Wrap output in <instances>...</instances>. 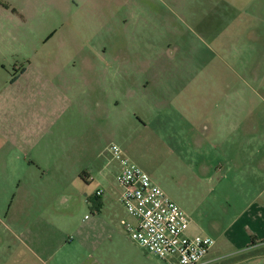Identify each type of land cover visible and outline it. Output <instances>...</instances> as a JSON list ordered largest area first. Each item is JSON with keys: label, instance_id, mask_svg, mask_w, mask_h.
Wrapping results in <instances>:
<instances>
[{"label": "rangeland", "instance_id": "rangeland-1", "mask_svg": "<svg viewBox=\"0 0 264 264\" xmlns=\"http://www.w3.org/2000/svg\"><path fill=\"white\" fill-rule=\"evenodd\" d=\"M7 115L39 129L43 161L39 178L21 179L34 194H6L0 177V203L50 204L48 221L75 208L76 224L98 192L121 206L116 144L189 215L191 235L217 240L213 264H246L225 243L264 187V0H0ZM13 209L0 221V264H39L12 233Z\"/></svg>", "mask_w": 264, "mask_h": 264}, {"label": "crops", "instance_id": "crops-1", "mask_svg": "<svg viewBox=\"0 0 264 264\" xmlns=\"http://www.w3.org/2000/svg\"><path fill=\"white\" fill-rule=\"evenodd\" d=\"M10 77L6 82H10ZM166 107L170 106L166 105ZM145 124L149 125L150 121ZM37 129L33 126L28 131L25 118H11L7 115L6 118L0 119V177L11 179L7 183L10 189L6 190V194L11 192H16V195L34 194L36 191L30 186L33 183L27 185L25 182L23 186L20 183L23 181L21 179L27 177L33 181L40 175L39 167L43 159L35 155V143L41 140L37 135ZM38 134L40 135L39 129ZM250 144V140L243 141V145L250 146ZM109 165L107 164L105 168ZM89 180L91 176L88 174L85 181ZM248 194L249 197L245 199L246 206L227 226L226 234L230 240L225 243V248L230 251L227 254L243 255L246 264H254L257 261L264 264V187L252 189ZM108 199L109 197L104 196L103 193L95 197V203L89 197L86 198L84 204L91 210L92 216L86 214L80 220V224H76L71 214L77 212L75 208L67 209L66 214H62L64 217L62 219L57 216L54 217L55 221H48L45 220L46 216L51 218L52 215L54 216L50 204L46 206L48 213H44L42 205L38 206L35 202L28 204L22 199L15 205V202H10L6 195L4 204L3 201L0 203V221L4 218L5 206L7 210L9 208L8 211L14 208L11 213L13 222L10 224L14 227L12 233L16 239L22 241L24 238L31 243L30 250H34L33 253L40 257L39 264H155L152 258H158L139 246L126 232L123 222H133V219L121 206L110 204L112 207L110 208ZM8 201L10 206L5 203ZM105 211H109L108 217L112 218L106 223L103 220ZM55 212L60 213L56 207ZM4 219H7L6 215ZM38 226L50 233L35 230L34 227ZM104 226L109 229V233L102 236L100 229ZM63 227H68L67 230L71 235L66 233ZM189 230L188 234L191 235ZM25 243L24 246L29 249V244ZM216 244L217 240L201 264H213L219 259L222 251L216 249Z\"/></svg>", "mask_w": 264, "mask_h": 264}, {"label": "built area", "instance_id": "built-area-1", "mask_svg": "<svg viewBox=\"0 0 264 264\" xmlns=\"http://www.w3.org/2000/svg\"><path fill=\"white\" fill-rule=\"evenodd\" d=\"M107 150L117 163L118 202L133 219L123 222L132 240L164 264H201L215 240L189 235V215L120 146Z\"/></svg>", "mask_w": 264, "mask_h": 264}]
</instances>
